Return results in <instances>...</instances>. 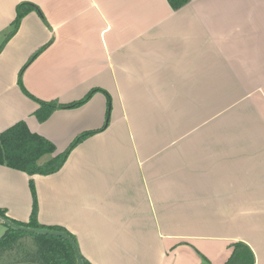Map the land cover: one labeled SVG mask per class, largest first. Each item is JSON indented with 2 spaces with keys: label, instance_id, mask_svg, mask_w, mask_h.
<instances>
[{
  "label": "crops",
  "instance_id": "crops-1",
  "mask_svg": "<svg viewBox=\"0 0 264 264\" xmlns=\"http://www.w3.org/2000/svg\"><path fill=\"white\" fill-rule=\"evenodd\" d=\"M21 2L47 24L31 12L4 43ZM44 45L24 88L61 103L102 89L110 122L55 174L0 166L6 217L28 221L32 180L38 223L69 231L91 264H222L232 242L264 264V0H0V133L24 121L59 153L102 127L107 100L39 123L17 80ZM225 92L246 93V120L220 119Z\"/></svg>",
  "mask_w": 264,
  "mask_h": 264
},
{
  "label": "trees",
  "instance_id": "trees-1",
  "mask_svg": "<svg viewBox=\"0 0 264 264\" xmlns=\"http://www.w3.org/2000/svg\"><path fill=\"white\" fill-rule=\"evenodd\" d=\"M190 1L191 0H167L168 5L173 11H177ZM31 12L37 13L43 23L47 24L45 17L38 6L30 2H21L17 4L15 8V18L12 21L9 30L5 34L4 43L16 34L22 19ZM47 45H44L35 51L18 73L17 84L21 92L38 105V108L32 113L36 120L39 123H43L55 111L77 109L86 104L92 96L98 92L102 93L106 97V113L104 123L100 129L85 131L78 134L69 143V145L59 153H56L55 145L50 140L39 134L31 132L24 121H18L3 130L0 133V166L21 171L29 176H48L57 173L62 168L75 147L91 136L105 130L110 122L111 98L109 94L102 89L93 88L78 100H74L69 103H61L56 99L49 101L39 100L24 88L21 80L24 68L28 66L36 57H38ZM2 47H0V51ZM29 190L31 194V211L29 219L26 223L15 221L6 217V210L3 208H0V216L11 220L18 226L65 233L73 240L79 250L75 236H73L65 228L61 226H45L38 223V201L35 186L32 180L29 181ZM21 236H32L37 239L39 242V250L37 253L41 264H76L75 252L67 240L57 236L28 234L12 229H7L5 234L0 237V257L3 253L13 249L14 243ZM228 247L230 249V254L227 260L222 264H255L254 254L246 244L242 242H232ZM197 255L199 257V264H211V262L203 254L197 252ZM81 258L82 264H91L82 255ZM17 261L18 262H11L9 264H34L28 262V259L23 260L20 258Z\"/></svg>",
  "mask_w": 264,
  "mask_h": 264
},
{
  "label": "rangeland",
  "instance_id": "rangeland-1",
  "mask_svg": "<svg viewBox=\"0 0 264 264\" xmlns=\"http://www.w3.org/2000/svg\"><path fill=\"white\" fill-rule=\"evenodd\" d=\"M247 84V81H244ZM257 85H263L262 82L257 83ZM258 91V90H257ZM260 92V88L259 91ZM262 99H264L262 92L259 93ZM246 93L245 92H233V93H224V101H223V110H216V111H223V113L219 114L221 120H246V107H242L241 104H238L240 101L246 100ZM235 100V101H233ZM237 100L239 102L237 103ZM231 101L234 103L232 108H227L231 105ZM237 103V104H236ZM3 226V225H0ZM4 228V227H1ZM5 230L7 228L5 227ZM38 250H39V242L36 238L32 236H21L16 240L13 245V249L3 253L0 257V264H9L11 262H18L20 258L23 260L28 259V262L34 264H41L40 259L38 258ZM28 255V256H27ZM28 257V258H25ZM212 264V263H211Z\"/></svg>",
  "mask_w": 264,
  "mask_h": 264
},
{
  "label": "water",
  "instance_id": "water-1",
  "mask_svg": "<svg viewBox=\"0 0 264 264\" xmlns=\"http://www.w3.org/2000/svg\"><path fill=\"white\" fill-rule=\"evenodd\" d=\"M0 225H3L7 229H12L15 231H21V232H25L28 234L50 235V236L61 237L65 240H67L70 243V245L72 246V248L75 252L76 264H82V258H81V254H80L78 248L76 247L73 240L65 233L57 232V231H50V230H46V229H32V228H27V227H23V226H18V225H15L11 220L4 218L2 216H0Z\"/></svg>",
  "mask_w": 264,
  "mask_h": 264
}]
</instances>
